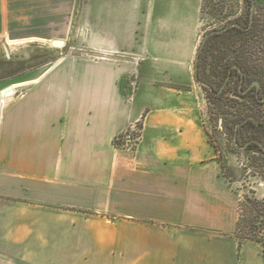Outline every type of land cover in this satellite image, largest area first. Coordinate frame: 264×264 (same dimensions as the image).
<instances>
[{"label":"crops","instance_id":"obj_1","mask_svg":"<svg viewBox=\"0 0 264 264\" xmlns=\"http://www.w3.org/2000/svg\"><path fill=\"white\" fill-rule=\"evenodd\" d=\"M202 1L0 0V39L80 52L0 81V259L264 264L237 238L239 199L182 106ZM139 122L135 152L116 150Z\"/></svg>","mask_w":264,"mask_h":264},{"label":"rangeland","instance_id":"obj_2","mask_svg":"<svg viewBox=\"0 0 264 264\" xmlns=\"http://www.w3.org/2000/svg\"><path fill=\"white\" fill-rule=\"evenodd\" d=\"M221 1H202L203 13L201 14L198 49L207 33L221 29L230 22L238 21L240 25H245L247 6L243 0H225L224 12L218 13V5ZM255 1L258 3L257 18L262 21L260 30L264 32V0ZM256 46L255 63L260 57L264 64V41L263 46H261L262 51L257 53ZM69 52L75 56L80 53L79 51H70L69 47H55L51 43L32 42L11 45L7 40L0 39V81L5 80L1 84H9L15 76L31 68L55 62ZM233 58L234 55L229 53L225 57V61L230 62ZM211 62L212 56L208 53L206 65L202 68L204 73L200 79L209 85L212 91H218L220 83L218 78L212 74ZM257 75V77L254 76L248 80L245 85H249L252 79L258 81L261 85V96H259L261 98L264 96V73L261 72ZM128 86L132 89L131 92L127 91L126 93V100L129 101L132 99L136 85L132 81L128 83ZM238 90L239 76L235 74L224 87V94L221 97L215 96L207 87L197 83L194 77L192 83L181 87L182 92L179 93L182 94V106L190 107L193 120L203 124L208 143L216 156L219 175L231 193L236 194L239 199L237 212L238 215H241L242 227L245 226V221L248 218H253L257 227L260 226L261 228V222L264 224V218L255 217L250 206H246V198L251 201H264V154L258 146L252 143L248 148L246 146L253 138L264 145V131L257 129L255 124H248L241 129L236 145L233 141L232 128L237 121L247 116L256 118L257 122L264 125V101H255L253 92L240 97ZM141 124L139 122L137 126L140 128ZM246 234L250 233L244 229L237 236ZM256 236L264 251V229ZM0 264L9 263L5 259H0Z\"/></svg>","mask_w":264,"mask_h":264},{"label":"trees","instance_id":"obj_3","mask_svg":"<svg viewBox=\"0 0 264 264\" xmlns=\"http://www.w3.org/2000/svg\"><path fill=\"white\" fill-rule=\"evenodd\" d=\"M243 2L247 6L246 15H245V25H240L238 21H235L224 25V27L232 23H235L238 26L230 27L224 31L221 30L224 27H222L221 29L213 30L215 32L212 33L206 39L205 43L202 46V49L199 52V58L197 62L198 78L199 80H201L200 79L201 75L204 73L202 68L204 65H206V58H207V54L209 53L212 56V62L210 65L212 74L218 78L220 83L219 84L220 89L218 91H212V88L209 85H208L209 87L208 89L217 97H221L224 94V88L223 89L221 88L229 74V71H231V77L237 74L239 76V79L241 76H243L245 81L250 80L254 76L257 77L258 73L261 72L264 73V64L261 62L260 57H258V60L255 63V46L257 45L256 46L257 53L262 51L261 46H263V41H264V32L263 30H260L262 21L257 18L258 3H256L255 0H243ZM253 6H254V13L251 20V9ZM218 7L219 9L217 10V12L223 13L225 8V0H222L218 5ZM202 13H203V5L201 8V14ZM229 53H232L234 55L233 60L230 62L225 61V57ZM251 82H253V79L252 81H250V83ZM242 89L243 88H239L238 92H240V90ZM240 97H244V95H240ZM243 120L244 119L237 121L232 128L233 141L236 145L238 144L237 140L241 129L244 126L251 124V122L244 123L243 125L239 126L238 129L236 130V126L240 124ZM255 121L257 122L256 118ZM141 126L142 124L140 125V128ZM262 128H257V129H262L264 131V125H262ZM248 143L249 144L246 146V148H248L250 145V142ZM251 143L254 144L255 146H258V148L264 154V151L262 149L264 148V145L260 141L253 138ZM246 206H250L251 212L255 213V217L260 216L261 218H264V201L262 202L258 200L251 201L248 198H246ZM244 229H247L250 234L242 235L240 237L237 236L239 240H250L260 244V241L257 239L256 235L257 233L261 232L264 229V224L262 222L260 228V226L257 227L256 222L253 218H248L245 221V226L242 227L241 215H239L236 225V235H239L241 232L244 231Z\"/></svg>","mask_w":264,"mask_h":264},{"label":"built area","instance_id":"obj_4","mask_svg":"<svg viewBox=\"0 0 264 264\" xmlns=\"http://www.w3.org/2000/svg\"><path fill=\"white\" fill-rule=\"evenodd\" d=\"M140 133L141 129L137 126V124L129 125L115 137L113 142L115 149L118 151L134 153L140 140Z\"/></svg>","mask_w":264,"mask_h":264},{"label":"water","instance_id":"obj_5","mask_svg":"<svg viewBox=\"0 0 264 264\" xmlns=\"http://www.w3.org/2000/svg\"><path fill=\"white\" fill-rule=\"evenodd\" d=\"M253 13H254V6H253L252 9H251V20H252V17H253ZM234 26H238V25L235 24V23H232V24L227 25L226 27H224V28L221 29V30L224 31V30H226V29H228V28H230V27H234ZM214 32H215V31H211V32L207 33V34L203 37V39H202V41H201V45H200V47H199V49H198V51H197L196 57H195V80H196L197 83H199V84H201V85H203V86H205V87H207V88H209L208 85H207L206 83H204L203 81L199 80V78H198V74H197V62H198V58H199V52H200V50L202 49L203 44L205 43L206 39H207L212 33H214ZM51 44H52L53 46H55V47H63V46H64V43H63L62 41H59V40H55V41H53ZM229 77H230V74L227 76V78H226V80H225V82H224V84H223V86H222L221 89H223V88L225 87V85H226L227 82H228ZM253 85H255L256 87H259V82H258V81H254V82L252 83V86H253ZM5 92L7 93L6 95H9V94L11 93V88H10V87H7V88L2 92V95H4ZM262 100H263V99H261L260 101H262ZM238 127H239V125L236 127V130L238 129ZM262 149H263V151H264V148H262Z\"/></svg>","mask_w":264,"mask_h":264},{"label":"flooded vegetation","instance_id":"obj_6","mask_svg":"<svg viewBox=\"0 0 264 264\" xmlns=\"http://www.w3.org/2000/svg\"><path fill=\"white\" fill-rule=\"evenodd\" d=\"M229 74H230V77H229V79H228V81L230 80V78H231V71H229ZM228 74V75H229ZM247 81H245L244 80V77L243 76H241L240 77V79H239V88H243L242 90H240V92H239V94L240 95H244V96H247L248 94H250V93H252L253 92V94L255 95L254 96V100L255 101H257V102H261V101H258V98H259V100H261V99H263L262 101H264V96H262L261 98L259 97V96H261V85H260V83H259V87H256L255 85H253L252 86V83L254 82H251L249 85H245V83H246ZM228 83V82H227ZM227 85V84H226ZM225 85V86H226ZM249 122H251L252 124H255V126L257 127V128H262V125H260L261 123H257L256 121H255V118L254 117H252V116H248V117H246V118H244V120L240 123V124H238L239 126H241V125H243L244 123H249ZM257 124H259V125H257ZM237 125V126H238ZM236 126V127H237ZM263 129V128H262ZM252 142V141H251ZM250 142V143H251ZM249 143H247V145H248Z\"/></svg>","mask_w":264,"mask_h":264},{"label":"bare ground","instance_id":"obj_7","mask_svg":"<svg viewBox=\"0 0 264 264\" xmlns=\"http://www.w3.org/2000/svg\"><path fill=\"white\" fill-rule=\"evenodd\" d=\"M13 89V88H12Z\"/></svg>","mask_w":264,"mask_h":264}]
</instances>
